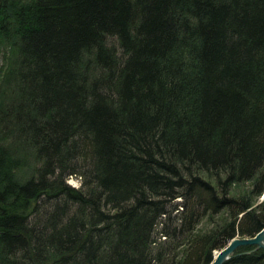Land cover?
Returning a JSON list of instances; mask_svg holds the SVG:
<instances>
[{
	"label": "trees",
	"instance_id": "16d2710c",
	"mask_svg": "<svg viewBox=\"0 0 264 264\" xmlns=\"http://www.w3.org/2000/svg\"><path fill=\"white\" fill-rule=\"evenodd\" d=\"M263 193L264 0H0V264H210Z\"/></svg>",
	"mask_w": 264,
	"mask_h": 264
},
{
	"label": "water",
	"instance_id": "95a60500",
	"mask_svg": "<svg viewBox=\"0 0 264 264\" xmlns=\"http://www.w3.org/2000/svg\"><path fill=\"white\" fill-rule=\"evenodd\" d=\"M240 246H253L252 249L242 251L241 253H249L259 248L264 250V227L254 236L232 238L216 255H213V260L210 264H223Z\"/></svg>",
	"mask_w": 264,
	"mask_h": 264
},
{
	"label": "rangeland",
	"instance_id": "374dc122",
	"mask_svg": "<svg viewBox=\"0 0 264 264\" xmlns=\"http://www.w3.org/2000/svg\"><path fill=\"white\" fill-rule=\"evenodd\" d=\"M108 42H109V44H112V45L117 47V42L114 38H109ZM67 182L70 185L77 187L80 185V178L78 176H68ZM260 199L262 200V198H260Z\"/></svg>",
	"mask_w": 264,
	"mask_h": 264
},
{
	"label": "bare ground",
	"instance_id": "6f19581e",
	"mask_svg": "<svg viewBox=\"0 0 264 264\" xmlns=\"http://www.w3.org/2000/svg\"><path fill=\"white\" fill-rule=\"evenodd\" d=\"M217 254V251L216 252H214V255H216Z\"/></svg>",
	"mask_w": 264,
	"mask_h": 264
}]
</instances>
